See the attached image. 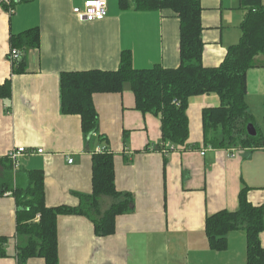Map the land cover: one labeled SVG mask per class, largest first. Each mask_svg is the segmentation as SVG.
Wrapping results in <instances>:
<instances>
[{"label":"crops","instance_id":"crops-1","mask_svg":"<svg viewBox=\"0 0 264 264\" xmlns=\"http://www.w3.org/2000/svg\"><path fill=\"white\" fill-rule=\"evenodd\" d=\"M84 1L21 0L11 12L0 6V84L9 80L11 88L8 98H0V157L13 147L33 149L18 157L13 170H42L46 205L76 206L79 195L92 191L91 155L105 148L114 156V184L133 199L132 208L116 217L110 235H98L86 215L60 214L58 264H246L243 227L228 232L224 249L213 250L204 222L218 210H235L244 187L248 201L264 209V146L206 143L202 109L218 106L219 96L190 97L189 135L183 146L162 140L160 115L136 109L129 83L121 93L92 96L98 130L89 141L84 140L80 116L61 112L62 72L115 70L123 50L130 51L135 69L155 64L174 68L180 61V26L170 9H121L119 0H107L105 18L79 21L72 9ZM200 4L202 64L218 66L228 46L239 40L247 7L244 0ZM31 28L40 33L37 47L11 45L13 35ZM11 48L22 53L21 71L8 59ZM246 81L247 110L264 137V55L256 57ZM102 197L109 196H101V202ZM108 199L105 206L100 204L101 212L114 201ZM15 208L10 191L0 196V235L9 237L0 264L19 261L12 238ZM259 238L264 247V231ZM26 264H44V259L29 257Z\"/></svg>","mask_w":264,"mask_h":264},{"label":"trees","instance_id":"trees-1","mask_svg":"<svg viewBox=\"0 0 264 264\" xmlns=\"http://www.w3.org/2000/svg\"><path fill=\"white\" fill-rule=\"evenodd\" d=\"M244 1L247 13L239 23V40L228 46L218 66L204 67L200 0H119L121 9L132 5L135 10L168 8L175 13L180 26L178 66L164 68L155 64L151 68L135 69L130 51L123 50L115 70L62 72L59 78L61 112L80 116L84 140L89 141L98 130V114L92 96L96 92L121 93L124 83H129L136 109L160 115L162 140L183 146L189 135L186 110L190 97L212 92L219 96L220 103L216 107L202 109L206 143L219 147L264 146L260 131L256 129L254 136H249L246 131L247 125L253 124V116L245 102L247 71L255 65L258 55H264V4L262 0ZM39 36L38 29H27L13 35L11 45L37 47ZM17 65L16 71L23 70L22 58L16 61ZM10 93V81L6 80L0 84V98H8ZM91 157L92 191L79 195L80 201L76 206L60 204L55 207L47 206L44 201L42 170H13L11 160L6 156L0 157V196L10 191L16 202V232L12 238L18 264H26L29 257L43 258L44 264H58L56 226L60 214L86 215L98 235H110L115 231L116 217L132 208L131 194L120 192L114 184L113 154L101 149L93 152ZM246 191L244 187L238 194L235 210H218L205 218V233L210 248L222 250L226 246L228 232L243 227L246 264H264V247L259 238V233L264 231V209L263 205H252ZM101 196L114 199L102 212ZM8 239V236L0 235V257L7 255L5 243Z\"/></svg>","mask_w":264,"mask_h":264},{"label":"built area","instance_id":"built-area-1","mask_svg":"<svg viewBox=\"0 0 264 264\" xmlns=\"http://www.w3.org/2000/svg\"><path fill=\"white\" fill-rule=\"evenodd\" d=\"M16 1L21 0H0V6L5 7L10 12L12 11V6ZM73 13L77 16L78 20L82 21H94L101 20L106 17L107 12V0H85L82 6L74 7L72 9ZM22 53L17 48H11L9 50L8 59L12 62L20 60ZM178 104V100H173ZM105 149V148H103ZM43 149H37L36 152L40 153ZM33 149H27L24 147H13L7 154L6 157L11 160L13 169H16L19 166L18 157L22 154L32 153ZM72 158L69 157L68 162H72ZM39 215L37 216L38 219Z\"/></svg>","mask_w":264,"mask_h":264},{"label":"water","instance_id":"water-1","mask_svg":"<svg viewBox=\"0 0 264 264\" xmlns=\"http://www.w3.org/2000/svg\"><path fill=\"white\" fill-rule=\"evenodd\" d=\"M246 131L248 133L249 136H254L256 134V128L253 124H248L247 125V128H246Z\"/></svg>","mask_w":264,"mask_h":264},{"label":"rangeland","instance_id":"rangeland-1","mask_svg":"<svg viewBox=\"0 0 264 264\" xmlns=\"http://www.w3.org/2000/svg\"><path fill=\"white\" fill-rule=\"evenodd\" d=\"M109 197H102V199H103V202H101L102 203V206H105L106 205V202H107V200H109L108 199Z\"/></svg>","mask_w":264,"mask_h":264}]
</instances>
